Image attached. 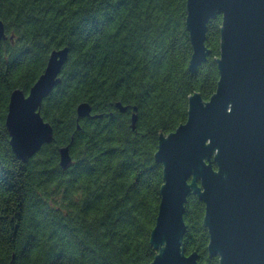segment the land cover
I'll list each match as a JSON object with an SVG mask.
<instances>
[{"label":"trees","instance_id":"trees-1","mask_svg":"<svg viewBox=\"0 0 264 264\" xmlns=\"http://www.w3.org/2000/svg\"><path fill=\"white\" fill-rule=\"evenodd\" d=\"M186 18L187 0H0L8 36L0 41V264H151L159 136L186 121L193 93L208 100L220 77L222 14L208 22L211 54L194 73ZM66 46L61 82L40 109L54 139L23 162L6 126L11 94H27L51 52ZM82 102L99 116L78 119ZM204 214V202L189 196L186 253L220 264Z\"/></svg>","mask_w":264,"mask_h":264},{"label":"water","instance_id":"water-1","mask_svg":"<svg viewBox=\"0 0 264 264\" xmlns=\"http://www.w3.org/2000/svg\"><path fill=\"white\" fill-rule=\"evenodd\" d=\"M218 14L217 89L208 100L193 93L186 121L159 136L155 159L163 165V184L150 238L157 250L151 264H199L198 252L187 254L184 245L191 195L205 204L211 256H219L220 264H264V0H187L192 73L211 54L208 22ZM7 38L0 20V41ZM69 52L68 46L53 50L29 92L11 94L6 126L13 152L23 162L54 139L40 109L61 82ZM116 106L128 109L120 101ZM133 109L135 129L138 108ZM77 112L78 119L93 116L88 102L80 103ZM59 152L60 165L68 169L73 164L69 146Z\"/></svg>","mask_w":264,"mask_h":264}]
</instances>
